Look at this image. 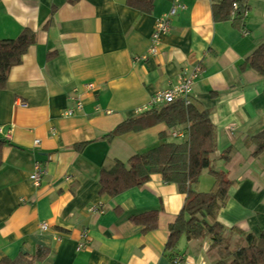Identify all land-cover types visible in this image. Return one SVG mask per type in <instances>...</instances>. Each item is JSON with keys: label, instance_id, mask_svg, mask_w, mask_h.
Returning a JSON list of instances; mask_svg holds the SVG:
<instances>
[{"label": "crops", "instance_id": "1", "mask_svg": "<svg viewBox=\"0 0 264 264\" xmlns=\"http://www.w3.org/2000/svg\"><path fill=\"white\" fill-rule=\"evenodd\" d=\"M221 1L182 0L186 8L172 17L159 54L142 58L158 18L174 0H155L151 13L126 0H0V39L25 28L36 33L0 89V260L33 255L43 246L49 253L35 264H172L165 245L186 194L161 173H152L141 187L101 194L100 172L115 158L127 161L164 141L183 140L174 136L182 125L162 122L103 137L148 111L156 92L200 63L192 99L217 126L215 168H226L221 155L231 145L248 156L245 137L264 129V77L240 64L264 41V0H245L240 26L233 16L215 18L212 7ZM88 81L95 91L85 90ZM74 88L85 106L67 117ZM38 161L46 170L40 186L30 178ZM231 172L237 183L218 219L235 248L247 242L238 230L264 228V153ZM213 178L204 169L199 190L209 191ZM152 209L158 212L154 229L132 220ZM85 230L87 246L78 249ZM211 243L209 237L183 235L177 250L187 264H213L218 252Z\"/></svg>", "mask_w": 264, "mask_h": 264}, {"label": "trees", "instance_id": "2", "mask_svg": "<svg viewBox=\"0 0 264 264\" xmlns=\"http://www.w3.org/2000/svg\"><path fill=\"white\" fill-rule=\"evenodd\" d=\"M236 1L239 3L237 8L233 6ZM126 3L141 13H151L155 6V0H126ZM212 8L216 19L227 20L233 16L234 24L240 26L246 17L248 4L245 0H222ZM35 40L36 33L30 28H25L15 38L0 39V89L6 86L11 68L22 62V55L28 52ZM247 68L256 70L264 77V41L240 64L241 70ZM189 101L186 104L183 99H178L173 103L151 107L148 111L126 119L103 137L112 139L115 135L139 131L163 122L174 129L182 125L176 129V133H183L184 139L164 141L133 154L127 161L115 158L110 164L103 165L100 192L110 196L118 195L129 188L143 186L152 173H161L164 181L176 183L180 192L186 194L182 209L170 225L165 245L166 254L172 262L178 257L184 261L177 246L180 238L185 235L188 239L209 237L212 240L211 247L217 248L218 252L213 264H264V228L259 233L238 230L247 242L246 245L232 248L226 234L227 228L218 219L220 209L228 200L230 187L237 183L231 170L244 167L264 153V129L245 137L248 156L244 157L231 145L221 155L226 168L217 169L212 156L217 149L216 123L210 111L202 108L198 101L192 97ZM204 169H209L214 176L209 191L198 188ZM132 220L144 225L145 229H154L158 223V212L152 209L133 216ZM48 253V248L39 246L33 255L20 252L15 258H2L0 264H35Z\"/></svg>", "mask_w": 264, "mask_h": 264}, {"label": "built area", "instance_id": "3", "mask_svg": "<svg viewBox=\"0 0 264 264\" xmlns=\"http://www.w3.org/2000/svg\"><path fill=\"white\" fill-rule=\"evenodd\" d=\"M238 2H234L233 6L237 8ZM186 8V5L182 2V0H174V4L169 12H166L162 16H160L155 24V29L152 34L151 38V46L147 52L146 55H144L142 58H147L148 56H156L160 52V47L163 42V36L167 35L172 26V17L176 15L180 10H183ZM246 13V12H245ZM245 33H247V30H245ZM202 71V67L200 63L195 64L192 67L185 68L179 75L178 82L171 86L170 88H166L164 90H161L156 92L152 98L150 103L151 107H158L163 104L173 103L174 101L178 99H183L185 103H189L194 91L195 84L197 80L200 77V73ZM85 90L87 92L95 91L96 84L92 81L85 82L84 84ZM71 100L72 104L69 105V107L64 110L63 115L70 117L75 115L77 112L84 110V100L81 96V92L79 91V88H74L71 92ZM26 104V103H24ZM97 110H100L99 107H97ZM1 131V128H0ZM175 137L176 136H183V133H176L174 132ZM10 136V135H9ZM40 140L36 139L35 144H39ZM46 175V170L43 167L41 162H36L34 165L33 173H31L30 178L34 185L40 186L43 182L44 176ZM101 209L99 206H92L91 210H97ZM48 222H43L41 224V228L43 230H48L50 228V225H48ZM84 240L79 243L78 249H83L87 246V231L85 230L82 234ZM172 264H187L185 261H182L180 257H178Z\"/></svg>", "mask_w": 264, "mask_h": 264}]
</instances>
